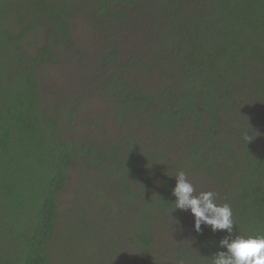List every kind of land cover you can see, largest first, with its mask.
Here are the masks:
<instances>
[{"label": "trees", "instance_id": "trees-1", "mask_svg": "<svg viewBox=\"0 0 264 264\" xmlns=\"http://www.w3.org/2000/svg\"><path fill=\"white\" fill-rule=\"evenodd\" d=\"M158 1L162 8L141 0H0V264H53L57 248L69 254L64 264H172L152 252L165 216L193 243L169 248L174 263L211 264L226 233H196L191 214L179 228L171 194L179 170L187 178L200 172L217 203L231 205L234 236L264 234V0ZM86 12L108 39L120 38L114 22L137 17L161 42L158 55L178 62L179 86L151 92L133 83L142 69L134 55L120 61L118 46L106 56L108 69L117 65L105 92L121 131L110 144L69 138L38 75L57 52L79 55L72 20ZM74 172L76 199L64 210ZM121 233L127 245L114 244Z\"/></svg>", "mask_w": 264, "mask_h": 264}, {"label": "rangeland", "instance_id": "rangeland-1", "mask_svg": "<svg viewBox=\"0 0 264 264\" xmlns=\"http://www.w3.org/2000/svg\"><path fill=\"white\" fill-rule=\"evenodd\" d=\"M151 2L158 6V0H141L143 5H149ZM120 9L127 12L131 10L129 7ZM136 18L133 19V24L128 23L122 26L119 23H113L112 33L118 36L124 35L121 37V42L114 38L108 39L101 25L88 12L83 13L80 17L77 16L72 20L76 42L81 50L79 55L73 50L57 52L52 60L39 66L38 75L43 98L54 114L62 116L69 138L90 140L99 144H110L119 138L120 127L116 125V119L113 117L115 104L105 92L109 71L114 68V71H117V65L108 69L106 56L118 46L122 47L120 61L125 63L134 55V59L141 63L140 73L136 71L131 74L136 86L151 92H156L161 84H166L165 86L171 87V89L179 86V82L174 78V74H178L177 59L170 52H165L167 57H160L158 54L161 53V50L157 48L162 49L161 42L159 41L160 45H158L157 38L153 37L144 27H140L141 21L137 22ZM129 26L130 28H128ZM37 50L38 46L31 43V54L34 55ZM175 66L176 68H174ZM253 88L249 85L244 90L252 91ZM72 115L76 117L74 122L70 123L69 118ZM225 118L227 119V117ZM187 131L192 137L197 138V141L201 139V133L189 124H187ZM184 141L187 140L184 139ZM181 145L179 142L173 149L174 157L181 151ZM149 147L153 149V143H150ZM71 178L72 181L62 196L64 210L76 199L79 184L78 172L72 173ZM188 180L194 185L196 194L202 190L213 191L215 189V186L213 187L212 183L204 179L198 171L190 172ZM213 192L217 194V191ZM182 212L180 213L182 220H179L182 227L179 226V228L186 230L190 222L187 216L191 213L190 211ZM169 220L170 216H165L155 225L157 246L152 252L154 259L161 258L160 261L163 263L168 261L175 264L168 255L169 248L176 242L178 245L193 243L184 233H179L173 227H168ZM120 223L122 224V222ZM128 232L131 233L129 229H126V233ZM128 234L121 233L116 236L117 240H114V244L117 245L118 240L121 239V243L127 245ZM129 251L128 248L126 251H121L120 258L122 259ZM55 252L53 264H64L61 257L65 254H61L58 248ZM66 255L69 256L68 253Z\"/></svg>", "mask_w": 264, "mask_h": 264}, {"label": "clouds", "instance_id": "clouds-1", "mask_svg": "<svg viewBox=\"0 0 264 264\" xmlns=\"http://www.w3.org/2000/svg\"><path fill=\"white\" fill-rule=\"evenodd\" d=\"M174 177L176 184L171 194L175 197V210L190 211L195 232L202 233L204 227H210L213 233H226L219 241L220 250L211 256V264H264V234L234 236L235 221L230 204H218L213 191L197 195L183 170L177 171Z\"/></svg>", "mask_w": 264, "mask_h": 264}, {"label": "flooded vegetation", "instance_id": "flooded-vegetation-1", "mask_svg": "<svg viewBox=\"0 0 264 264\" xmlns=\"http://www.w3.org/2000/svg\"><path fill=\"white\" fill-rule=\"evenodd\" d=\"M158 6H160L162 8V6L160 5V3H158ZM124 36V35H123ZM122 35H120V38H118V40H120L122 42V38L123 37ZM141 89V88H139ZM113 117H116L115 113L113 114Z\"/></svg>", "mask_w": 264, "mask_h": 264}]
</instances>
